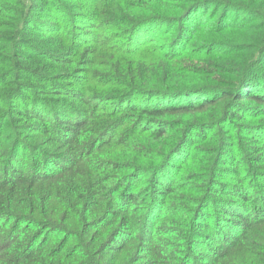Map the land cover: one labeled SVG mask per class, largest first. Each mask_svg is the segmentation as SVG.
Wrapping results in <instances>:
<instances>
[{"label": "trees", "instance_id": "obj_1", "mask_svg": "<svg viewBox=\"0 0 264 264\" xmlns=\"http://www.w3.org/2000/svg\"><path fill=\"white\" fill-rule=\"evenodd\" d=\"M0 264H264V0H0Z\"/></svg>", "mask_w": 264, "mask_h": 264}]
</instances>
